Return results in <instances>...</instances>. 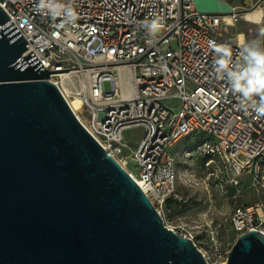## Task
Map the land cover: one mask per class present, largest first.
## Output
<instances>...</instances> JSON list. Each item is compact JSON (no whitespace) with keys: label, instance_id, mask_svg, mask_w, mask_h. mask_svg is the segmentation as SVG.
Here are the masks:
<instances>
[{"label":"built area","instance_id":"1","mask_svg":"<svg viewBox=\"0 0 264 264\" xmlns=\"http://www.w3.org/2000/svg\"><path fill=\"white\" fill-rule=\"evenodd\" d=\"M252 1L250 7L230 3L233 12L222 15L198 12L192 0H59L75 10V23L66 22L63 15L55 20L45 16L37 9L38 0H0V6L10 17L7 23L13 22L28 43L21 58L33 50L49 71L71 66L78 71L79 83L87 74L86 87L79 93L80 109L71 105L74 95L63 88L59 72L51 73L49 80L87 132L116 161L128 160L134 176L126 172L169 227L166 221L175 207L194 201L176 188L169 149L182 139L187 140L182 162L199 159L205 177L222 180L234 198H240L245 175L264 186V118L238 107L237 95L214 74L215 57L208 47L209 40L228 44L233 63L241 60L246 31L242 29L243 41L239 30L232 38L225 34L245 21L243 12L257 3L264 5V0ZM153 17L163 22L155 39L142 26ZM153 67L154 76L139 72ZM105 81L111 84L109 90L103 88ZM131 128H141L142 134L129 153L124 132ZM228 220L237 238L264 230L261 206L238 201ZM169 228L196 245L185 225ZM201 253L207 264L227 259L218 246L211 256Z\"/></svg>","mask_w":264,"mask_h":264},{"label":"water","instance_id":"2","mask_svg":"<svg viewBox=\"0 0 264 264\" xmlns=\"http://www.w3.org/2000/svg\"><path fill=\"white\" fill-rule=\"evenodd\" d=\"M9 19L0 6V264H207L79 123L49 80L69 69L21 58L28 43ZM222 264H264V234L239 235Z\"/></svg>","mask_w":264,"mask_h":264},{"label":"rangeland","instance_id":"3","mask_svg":"<svg viewBox=\"0 0 264 264\" xmlns=\"http://www.w3.org/2000/svg\"><path fill=\"white\" fill-rule=\"evenodd\" d=\"M226 1L234 4L240 2L247 7H250L253 3L252 0ZM259 6L264 10L263 4ZM261 28H264V22L262 24H253L241 20L237 25L229 27L225 35L227 38H232L237 30L244 29L246 31V40L250 41L258 38ZM68 68L73 70L71 66H68ZM139 72L146 76L157 74V70L154 67L140 68ZM77 85L78 89H80L78 80ZM126 85L130 87L129 80H126ZM103 88L109 90L111 88L110 82L105 81ZM141 134V128H131L124 132V141L127 144L125 147L126 151L131 153L136 148ZM190 142L193 143V141ZM185 148H187V140L182 139L171 147L169 151L174 157L176 188L184 190L185 193L191 195L194 201L180 208L176 206L168 217L166 224L169 227L175 224L185 225L194 233V241L197 248L203 253L211 256L212 248L218 246L222 253L227 254L237 240L236 233L231 228L228 220L234 204L240 201L246 205L261 206L264 211L263 183L261 181L254 182L250 176L245 175L241 181L240 198H234V191L227 187L222 180L218 178H210L208 180L205 177V172L201 168L202 162L199 159L192 163L182 162V151ZM120 159L124 160L130 169L128 160L125 158ZM261 226L264 229V221ZM210 260L214 263L217 262L213 257Z\"/></svg>","mask_w":264,"mask_h":264},{"label":"clouds","instance_id":"4","mask_svg":"<svg viewBox=\"0 0 264 264\" xmlns=\"http://www.w3.org/2000/svg\"><path fill=\"white\" fill-rule=\"evenodd\" d=\"M37 9L45 16L55 20L63 15L68 23H75L77 13L72 7H65L59 0H38ZM252 23L264 22V10L250 14ZM152 39L163 27L160 17H153L142 25ZM243 40V38H241ZM208 47L214 54L213 71L218 79L226 81L232 93L237 95L238 107L244 111L249 109L255 113L256 119L264 118V28L258 38L242 42L241 60L233 63L232 49L228 44L208 41Z\"/></svg>","mask_w":264,"mask_h":264},{"label":"bare ground","instance_id":"5","mask_svg":"<svg viewBox=\"0 0 264 264\" xmlns=\"http://www.w3.org/2000/svg\"><path fill=\"white\" fill-rule=\"evenodd\" d=\"M257 10H263V8L261 6H254L252 9L243 12V17H245V21L252 23V22H250V20L253 19V17H251L250 14H252L253 12H256ZM227 18L229 19L228 15H227ZM253 24H256V23H253ZM237 35H238V39L240 41H243L241 39V38H243V35H244L242 29H239V32H237ZM58 75L60 77L61 84H62L63 88L66 90V92L74 95V98L71 99V105L75 109H80L81 97L79 96V93L81 90L85 89V87H86L84 80L88 79L87 74H85V76H84L85 78L82 79V81L79 83V86L81 87V89H78V85H77V79H78V82L81 79L79 74H78V71L73 69V70H70L67 72H59ZM116 159H117V162L121 165V167L123 169L132 173V170L131 169L129 170V168L127 167L126 162L124 160H122L120 158H116ZM132 176H134L133 173H132ZM262 231L264 233V230H262Z\"/></svg>","mask_w":264,"mask_h":264}]
</instances>
